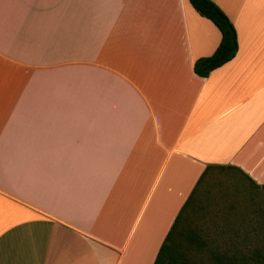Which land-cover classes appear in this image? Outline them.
I'll return each instance as SVG.
<instances>
[{
  "label": "crops",
  "instance_id": "0c3cea01",
  "mask_svg": "<svg viewBox=\"0 0 264 264\" xmlns=\"http://www.w3.org/2000/svg\"><path fill=\"white\" fill-rule=\"evenodd\" d=\"M213 1L202 77L188 0H0V264H152L207 164L264 182V0Z\"/></svg>",
  "mask_w": 264,
  "mask_h": 264
},
{
  "label": "trees",
  "instance_id": "16d2710c",
  "mask_svg": "<svg viewBox=\"0 0 264 264\" xmlns=\"http://www.w3.org/2000/svg\"><path fill=\"white\" fill-rule=\"evenodd\" d=\"M188 1L200 15L210 19L221 34L214 52L194 61V72L206 77L236 55L237 33L232 21L213 0ZM223 178L234 188L240 185L235 181H246L243 186L255 191L264 188V182H256L236 166L207 164L175 216L152 264H264V207L244 212L240 224L230 228L229 221L218 224L225 213L222 206L206 203L214 191L221 195L219 198L224 196ZM231 203L223 202L227 212L236 207ZM201 218L214 223L205 226L198 222Z\"/></svg>",
  "mask_w": 264,
  "mask_h": 264
},
{
  "label": "rangeland",
  "instance_id": "374dc122",
  "mask_svg": "<svg viewBox=\"0 0 264 264\" xmlns=\"http://www.w3.org/2000/svg\"><path fill=\"white\" fill-rule=\"evenodd\" d=\"M76 69V68H75ZM65 72V71H64ZM79 71L76 70H68V76H65L61 80H64V83H61V88L64 92L76 93V86H83L84 93H91V87H88L87 84L91 83V69H85L83 74L78 77ZM52 77L59 78L58 75H52ZM60 86H53V89L59 91ZM80 93V92H77ZM222 181L225 183L224 188V196L219 198L221 195L217 194V192H213L211 198H209L206 203L207 204H217L222 206L223 213L222 218L218 220V224L230 222V228H234L240 224L242 220V214L246 211H249L253 208H257L258 206L264 207V188L259 190H253L252 188L244 187L243 184H246V181H235L234 183L240 184L237 188L231 187L230 181L226 178H223ZM223 202H232L236 207L232 209L231 212H227L226 207L223 205ZM247 207L248 209H244ZM212 209V206L210 207ZM214 211H216V207H214ZM219 212V211H218ZM221 213V212H219ZM228 217V220H225ZM208 218V217H207ZM208 222H204V219H199L200 224H204L205 226H212L214 221L207 219ZM229 228V229H230Z\"/></svg>",
  "mask_w": 264,
  "mask_h": 264
}]
</instances>
